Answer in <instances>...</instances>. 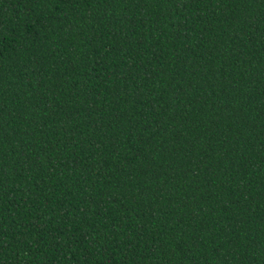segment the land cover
<instances>
[{"label": "trees", "instance_id": "16d2710c", "mask_svg": "<svg viewBox=\"0 0 264 264\" xmlns=\"http://www.w3.org/2000/svg\"><path fill=\"white\" fill-rule=\"evenodd\" d=\"M0 264H264V0H0Z\"/></svg>", "mask_w": 264, "mask_h": 264}]
</instances>
